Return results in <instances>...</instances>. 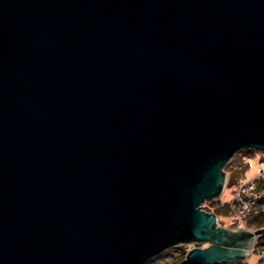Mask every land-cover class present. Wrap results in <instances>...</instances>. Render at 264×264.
Listing matches in <instances>:
<instances>
[{
  "label": "water",
  "instance_id": "95a60500",
  "mask_svg": "<svg viewBox=\"0 0 264 264\" xmlns=\"http://www.w3.org/2000/svg\"><path fill=\"white\" fill-rule=\"evenodd\" d=\"M264 153V0H0V264H242L208 200Z\"/></svg>",
  "mask_w": 264,
  "mask_h": 264
},
{
  "label": "rangeland",
  "instance_id": "374dc122",
  "mask_svg": "<svg viewBox=\"0 0 264 264\" xmlns=\"http://www.w3.org/2000/svg\"><path fill=\"white\" fill-rule=\"evenodd\" d=\"M245 150L239 152L237 155L234 156V158L226 165L224 171L227 175V184L225 191L223 193V201L228 202V213L226 215H218L220 217V226L224 227L226 229H237L241 228L247 231H250L252 233H255L256 231L263 229L259 228L257 229L255 226H250L248 221L253 216H264V201L261 205L256 206L254 209H252L251 213L247 215L245 218L242 219L240 223H234L233 222V215H231V200H233L234 192L237 191V189L241 185H245V183L250 182L252 179L256 180L258 178V167L262 166L264 167V163H260V156L259 155H253V159L249 160L247 157V154L244 152ZM259 158V159H258ZM250 165V166H249ZM258 169V170H257ZM264 182V180L259 179L258 185H260V189L262 192H264V189H262L261 183ZM229 185V183H232ZM234 187V188H233ZM232 193L230 194V192ZM209 201V200H208ZM217 206L219 207L220 204L217 203H211L206 202L203 205V209L207 211V206ZM211 209H213L211 207ZM209 212V211H207ZM211 213V212H210ZM263 214V216H261ZM209 244H203V245H179L177 247L171 248L167 250L166 252L158 255L157 257L153 258L146 264H180L182 261L186 259L187 254L190 250L196 247L201 248H207ZM186 254V256H185ZM242 264H264V236H257L255 239V245H254V252L251 251V257L248 261L242 263Z\"/></svg>",
  "mask_w": 264,
  "mask_h": 264
},
{
  "label": "built area",
  "instance_id": "2783aa9c",
  "mask_svg": "<svg viewBox=\"0 0 264 264\" xmlns=\"http://www.w3.org/2000/svg\"><path fill=\"white\" fill-rule=\"evenodd\" d=\"M258 169V178L241 185L233 194V200L230 202V213L233 215L234 223H240L243 218L251 213L252 209L261 205L264 201V192L261 191L260 185H258L259 179L264 180V167L260 166ZM261 185H264V182ZM251 251L254 252V248Z\"/></svg>",
  "mask_w": 264,
  "mask_h": 264
},
{
  "label": "trees",
  "instance_id": "16d2710c",
  "mask_svg": "<svg viewBox=\"0 0 264 264\" xmlns=\"http://www.w3.org/2000/svg\"><path fill=\"white\" fill-rule=\"evenodd\" d=\"M244 152L247 154V157L249 158V160L253 159V155H259L260 156V161L259 162L260 163H262V162L264 163V153L257 152V151H254V150H245ZM231 184H233V182L229 183V185H231ZM235 185H237V184H235ZM262 189H264V185H262ZM231 193H232V191L230 192V194ZM222 197H223V195L221 196V198L219 200H209V201H207V203L208 202H211V203L215 202L217 204H220L219 207H217L216 205L215 206L213 205V206L205 207V208H207V211H209L211 213H214L216 215H222L223 214V215L228 216L227 215V213H228V209H227L228 202L227 201H223ZM211 207L213 209H211ZM261 216H263V214H261ZM248 223H249L250 226H255L257 229L262 228V227H264V216L263 217L253 216V217H251L249 219ZM185 256H186V254H185Z\"/></svg>",
  "mask_w": 264,
  "mask_h": 264
}]
</instances>
